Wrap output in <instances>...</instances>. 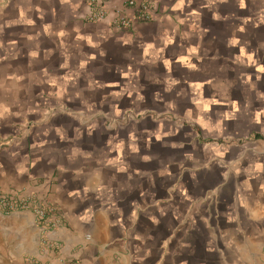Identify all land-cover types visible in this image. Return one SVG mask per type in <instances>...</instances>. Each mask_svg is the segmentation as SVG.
I'll list each match as a JSON object with an SVG mask.
<instances>
[{"label": "crops", "instance_id": "1", "mask_svg": "<svg viewBox=\"0 0 264 264\" xmlns=\"http://www.w3.org/2000/svg\"><path fill=\"white\" fill-rule=\"evenodd\" d=\"M150 1L0 0V264H264V0Z\"/></svg>", "mask_w": 264, "mask_h": 264}, {"label": "built area", "instance_id": "2", "mask_svg": "<svg viewBox=\"0 0 264 264\" xmlns=\"http://www.w3.org/2000/svg\"><path fill=\"white\" fill-rule=\"evenodd\" d=\"M90 12L89 21L99 22L111 16L105 0H87ZM126 9L112 13V23L117 27L128 28L136 21H149L157 17L154 4L150 0H125ZM133 10V11H132ZM0 210L5 214L29 211L35 216L41 234V244L45 251L53 250V234L60 226L58 207L46 193L31 194L0 191Z\"/></svg>", "mask_w": 264, "mask_h": 264}]
</instances>
